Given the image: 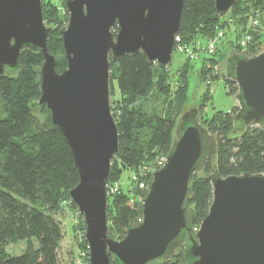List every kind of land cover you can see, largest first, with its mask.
I'll list each match as a JSON object with an SVG mask.
<instances>
[{"label": "water", "instance_id": "water-1", "mask_svg": "<svg viewBox=\"0 0 264 264\" xmlns=\"http://www.w3.org/2000/svg\"><path fill=\"white\" fill-rule=\"evenodd\" d=\"M237 0H213L224 18ZM185 0H65L67 26L60 31L66 67L56 72L48 52L52 28L41 0H0V77L17 74L23 52L42 55L35 72L41 126L59 131L69 147L78 182L67 205L83 219L88 264H165L183 248L184 264H264V174L221 177L213 164L206 178L212 202L193 231L187 207L194 177L214 161L216 144L199 122L198 105L183 106L170 150L140 202L141 223L125 236L108 235L107 186L119 152L110 110V61L142 53L166 70L174 52ZM224 78L237 89L234 135L264 131V51L223 60Z\"/></svg>", "mask_w": 264, "mask_h": 264}, {"label": "trees", "instance_id": "trees-1", "mask_svg": "<svg viewBox=\"0 0 264 264\" xmlns=\"http://www.w3.org/2000/svg\"><path fill=\"white\" fill-rule=\"evenodd\" d=\"M45 10L42 9V15L47 23ZM250 15L258 17L254 27L246 23ZM228 17L236 25V40L243 32L251 37L246 57L257 55L254 49L256 43H260L258 34L264 20V0H237L224 18L215 12L213 0H185L178 32L180 41L193 46L196 42L204 44L218 31H222L224 36V28L230 26H225ZM242 21L245 24H240ZM50 28L52 31L46 45L48 52L56 59V72H60L66 67L60 36L63 28L54 21ZM239 52L237 46L231 54ZM216 53L203 58L211 64L207 70L212 72L211 80L217 79L211 74L216 73L218 60L222 63L228 56L222 55L217 59L214 58ZM56 56L62 58V64ZM42 61L41 54L23 52L19 58L22 69L17 74L0 77V264H61L58 248L62 232L53 214L65 207L71 209L67 205L66 195L78 182L73 158L61 133L46 131L41 126L45 109L38 107L40 92L35 72ZM188 62L185 59L178 74L179 82L173 91L166 70L156 64L150 65L142 53L115 63L110 61V94H114V84L119 92V99L110 104L118 132L119 152L111 162L109 186L120 184L124 170L152 168L149 165H156L170 150L175 118L158 116L148 119L129 107L146 97L155 87L160 95L176 99L175 112L178 114L187 99ZM225 81L228 93L235 95L237 89L234 84ZM35 111L41 112V119L35 117ZM236 111L235 107L227 113L218 112L210 119L202 117V125L215 138L216 152L214 161L208 159L204 172L196 175L191 185L192 196L187 207L194 211L193 228L199 227L206 218L212 202V188L206 176L213 164L221 177L264 174V131L250 128L240 135H234L233 118ZM143 129H147V134L143 133ZM149 178L147 176L146 183ZM145 193L146 190L120 189L108 196L110 238L120 240L129 227L140 224V202ZM18 242L25 243L22 253L8 255L5 248ZM165 264H184L183 248L176 251Z\"/></svg>", "mask_w": 264, "mask_h": 264}, {"label": "rangeland", "instance_id": "rangeland-1", "mask_svg": "<svg viewBox=\"0 0 264 264\" xmlns=\"http://www.w3.org/2000/svg\"><path fill=\"white\" fill-rule=\"evenodd\" d=\"M48 2H51L49 5ZM42 9L45 10V17L47 23L44 24L47 27H50L53 21L55 24L61 28L67 26L68 22V13L64 6V0H41ZM46 7V8H45ZM52 9V12H50ZM54 11V12H53ZM52 13L54 16H52ZM53 17V18H52ZM258 17L250 15L246 20L248 25L253 26L255 20ZM50 19H53L51 21ZM258 23V22H257ZM230 25L228 28H224V36L218 43V53L214 58H220L222 55H230L235 47L239 46V42L243 39L245 35H249L246 32L240 34V37L237 38L235 36V27L236 25L233 24L232 18L228 17L225 21V26ZM240 24H245L240 22ZM239 25V24H238ZM241 26V25H239ZM227 29V30H225ZM239 31V29H238ZM260 36L259 41L260 43L255 46V51L257 53H261L264 51V20L261 25V29L259 30ZM181 42V41H180ZM250 42L247 44H251ZM256 42V41H254ZM182 45H184L181 42ZM247 47V48H248ZM247 50V49H246ZM246 52V51H245ZM213 54V55H214ZM211 55V56H213ZM57 61L62 64V58L56 56ZM203 58H206L205 55H201L196 60H189L188 67H187V89H186V100L183 103L184 106L190 104V107L193 108L194 105H198L199 110V122L204 125L203 118L210 119L216 113L223 112L227 113L231 111L233 108L237 107V101L235 99V95H231L228 93V86L224 78V63H220L218 60V65L216 69V73L211 75L217 76V79H212L210 73L207 72L209 66L211 64L208 61H205ZM185 63V56L176 52H173L172 59L168 68L166 69L167 72V79L172 84V90L174 91V87L177 86L179 82V71H181L182 66ZM203 65V66H202ZM158 69L157 66H155ZM111 76L109 81V102L110 104H114V100L119 99V92L117 90L116 84H114V94H110V85H111ZM235 86V85H234ZM237 92V91H236ZM176 107V99L173 96L166 97L160 95L155 87L147 94L146 97L138 100L134 105L129 107L130 109L135 110L136 112H140L143 116L147 117L148 119H154L155 117H173L175 118V123H177L180 112L176 114L175 112ZM1 108V107H0ZM202 112V113H201ZM112 113V112H111ZM37 119H41L42 115L41 112L35 111L34 113ZM147 129H143V133L147 134ZM165 159V156H164ZM149 167L154 168L155 165L151 164ZM159 169V168H157ZM155 169V170H157ZM153 173V172H152ZM109 185L107 186V198L110 195H113L112 192H109ZM122 191H136L138 185L134 181V173L133 170H124L121 178H120V187ZM119 189V190H120ZM54 219L59 223L62 232V240L59 244L58 248V257L61 264H88V249L87 245L83 240V233H84V224L83 219L78 216L76 210L69 209L67 207L63 208L58 213L53 214ZM141 223V222H140ZM25 247V243L18 242L13 245H8L5 248V252L11 256L20 255Z\"/></svg>", "mask_w": 264, "mask_h": 264}, {"label": "built area", "instance_id": "built-area-1", "mask_svg": "<svg viewBox=\"0 0 264 264\" xmlns=\"http://www.w3.org/2000/svg\"><path fill=\"white\" fill-rule=\"evenodd\" d=\"M253 23V26L257 25V20H255ZM223 37V32L218 31L216 35L209 40H207L204 44L200 42H196L193 46H187L186 44L182 45L180 42L179 36L175 38V46H174V52L182 54L185 56V59L188 60H196L201 55L205 56H211L216 52V48L218 46L219 41ZM250 35H245L243 39L239 42V48H240V54L245 53L247 49V44L250 42ZM164 157L160 158L154 168H140L137 170H134V181L138 185V188L140 190H147V183L146 178L147 176H151L152 172L155 171L157 168H161L164 164ZM120 184L114 183L110 185L109 192H112V194H115L119 191ZM199 227L193 228L194 233L198 231Z\"/></svg>", "mask_w": 264, "mask_h": 264}]
</instances>
